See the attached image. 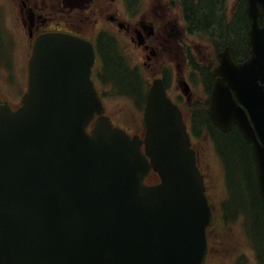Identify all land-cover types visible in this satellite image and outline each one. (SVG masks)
Returning <instances> with one entry per match:
<instances>
[{
	"label": "water",
	"instance_id": "obj_1",
	"mask_svg": "<svg viewBox=\"0 0 264 264\" xmlns=\"http://www.w3.org/2000/svg\"><path fill=\"white\" fill-rule=\"evenodd\" d=\"M247 9L250 42L264 59V0H248ZM60 39L67 55L56 77L37 60L21 106L0 105V264H203L212 216L179 108L156 83L147 96L144 137L129 136L101 115L86 45ZM73 48H79L76 86L68 91ZM239 68L226 49L210 115L222 130L238 123L252 143L264 203V146L228 91L238 90V82L255 89L257 76ZM239 97L264 144V108L254 109L250 95ZM151 168L161 181L147 185Z\"/></svg>",
	"mask_w": 264,
	"mask_h": 264
},
{
	"label": "flooded vegetation",
	"instance_id": "obj_2",
	"mask_svg": "<svg viewBox=\"0 0 264 264\" xmlns=\"http://www.w3.org/2000/svg\"><path fill=\"white\" fill-rule=\"evenodd\" d=\"M180 1L184 4V0H0V103H8L15 109L28 90L30 60L36 39L47 33H65L93 45L96 60L91 67V79L101 96L109 94L112 88L101 84L98 78L99 53H106L120 40L132 57L131 66L158 71L167 94L180 107L184 119L191 118L196 104L205 101L196 96L192 85V74L200 70L191 45L186 44L180 57L179 53L175 56L179 59L177 63H167L163 59L164 52L168 51L166 43L168 46L175 43L179 51L184 37L189 36L184 24L179 23L178 7H182L183 15H186V7L183 8ZM249 50L247 39L237 55L232 53L234 62L243 63ZM48 51L49 58L58 59L62 55L61 50ZM199 60L201 64L205 62L203 66L210 65L211 68L205 54ZM185 82L190 88L187 94L183 93ZM199 85L204 91L207 90V84ZM232 93L242 105L237 92L233 90ZM256 101L260 106V100L256 98ZM243 139L251 154L256 190L262 207L254 151L244 136Z\"/></svg>",
	"mask_w": 264,
	"mask_h": 264
},
{
	"label": "trees",
	"instance_id": "obj_3",
	"mask_svg": "<svg viewBox=\"0 0 264 264\" xmlns=\"http://www.w3.org/2000/svg\"><path fill=\"white\" fill-rule=\"evenodd\" d=\"M186 19L191 29L211 36L218 46L228 45L234 55L240 52L247 42L249 18L246 12L245 0H240L237 12L230 22L224 17V0H184ZM106 65L111 80L124 91L139 93L140 83L135 71H130L115 51L107 49ZM193 128L197 134L208 132L214 138L216 146L227 159L234 181L236 205L246 213L248 223H253V232L259 242L264 245V216L256 190L254 167L243 135L237 129L221 132L210 121L205 108L197 110ZM240 199H239V197ZM238 198V199H237ZM237 206V207H235ZM231 208V209H234Z\"/></svg>",
	"mask_w": 264,
	"mask_h": 264
},
{
	"label": "rangeland",
	"instance_id": "obj_4",
	"mask_svg": "<svg viewBox=\"0 0 264 264\" xmlns=\"http://www.w3.org/2000/svg\"><path fill=\"white\" fill-rule=\"evenodd\" d=\"M234 3L235 0L226 1V11L228 14H231ZM177 12L181 15L180 7H178ZM187 41H193V44L197 43L201 53L205 54L206 57H213L214 52L211 45L207 42V39L205 40L201 36L193 35V37L189 38ZM166 46V50L168 51L164 52V59L168 62L174 61V64L177 63L179 60H176L175 56L180 51L176 50V47L178 46L175 43L169 44V46L166 43ZM194 52L198 55L197 51L194 50ZM154 74V71H145V75L149 79L154 76ZM198 82H200L199 78H197V86L199 85ZM196 93L204 96L203 91L199 87L196 88ZM107 102L110 110L109 113L111 112V114H113L114 119L121 121L124 128H133V131L141 130L136 108L133 107L130 101L123 97H114L111 101ZM118 112H121L124 115L117 117L116 114ZM193 141L200 153L199 158L201 159L203 165V171L208 183L209 193L212 194L211 201L216 212L218 213V207L216 204L217 201L218 205H221L222 203L224 206L236 205V193L233 189L234 181L228 162L226 166L225 163L223 166L222 164L220 165L219 157L213 147V142L208 136L206 137L204 133L201 137H195ZM153 180L154 179H151V181ZM214 192L216 196H214ZM224 226H226V224L223 225L222 229L218 233L214 234L215 236L213 235L214 240L212 236L213 242L210 249L211 255H209V258L211 259L210 264L217 261H220V264H232L233 259H237L239 264H257L255 251L249 238L244 233L241 221L239 219H235L229 222L228 226Z\"/></svg>",
	"mask_w": 264,
	"mask_h": 264
}]
</instances>
